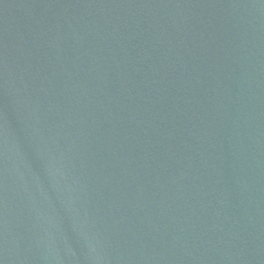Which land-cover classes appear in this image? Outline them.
I'll return each instance as SVG.
<instances>
[{
  "label": "water",
  "instance_id": "95a60500",
  "mask_svg": "<svg viewBox=\"0 0 264 264\" xmlns=\"http://www.w3.org/2000/svg\"><path fill=\"white\" fill-rule=\"evenodd\" d=\"M0 264H264V0H0Z\"/></svg>",
  "mask_w": 264,
  "mask_h": 264
}]
</instances>
